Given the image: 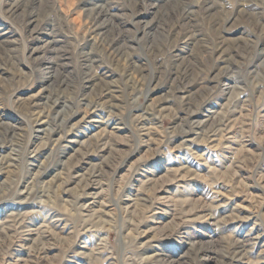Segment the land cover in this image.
<instances>
[{"label":"rangeland","instance_id":"374dc122","mask_svg":"<svg viewBox=\"0 0 264 264\" xmlns=\"http://www.w3.org/2000/svg\"><path fill=\"white\" fill-rule=\"evenodd\" d=\"M0 264H264V0H0Z\"/></svg>","mask_w":264,"mask_h":264},{"label":"bare ground","instance_id":"6f19581e","mask_svg":"<svg viewBox=\"0 0 264 264\" xmlns=\"http://www.w3.org/2000/svg\"><path fill=\"white\" fill-rule=\"evenodd\" d=\"M108 10H106L105 11V9H102L101 7H99V12H95V15H96V18H95V20H94V23L96 24V27H97V25H98V28L100 29V30H103V31H105L106 32V26L104 25V23H102V24H99L98 23V20H99V18H100V16H104L105 14H106V12H107ZM92 13V12H91ZM94 15V16H95ZM184 15V14H183ZM101 37H102V39L100 38V41L98 42V44L97 45H99V46H103L104 45V47H105V45L106 46H108L109 47V49L107 48V47H105V52L109 55V56H111V57H113V58H115V57H119V56H123L124 55V52L122 51V50H120V48L119 47H117V41H116V39H107V36H103V34L101 33ZM100 48V47H99ZM188 70V69H187ZM183 73H184V75L186 74V69L183 71ZM187 75V74H186ZM51 77H54V76H51ZM183 78H185V76H183L182 77V79ZM64 83V82H63ZM101 97V96H100ZM8 139V138H7Z\"/></svg>","mask_w":264,"mask_h":264}]
</instances>
